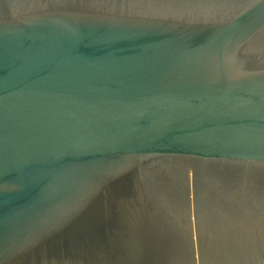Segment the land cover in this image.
Instances as JSON below:
<instances>
[{
    "label": "water",
    "instance_id": "1",
    "mask_svg": "<svg viewBox=\"0 0 264 264\" xmlns=\"http://www.w3.org/2000/svg\"><path fill=\"white\" fill-rule=\"evenodd\" d=\"M0 264H264V0H0Z\"/></svg>",
    "mask_w": 264,
    "mask_h": 264
}]
</instances>
